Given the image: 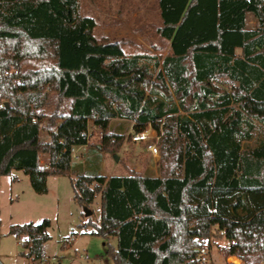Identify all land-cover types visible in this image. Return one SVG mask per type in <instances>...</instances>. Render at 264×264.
I'll return each mask as SVG.
<instances>
[{
	"label": "trees",
	"instance_id": "trees-1",
	"mask_svg": "<svg viewBox=\"0 0 264 264\" xmlns=\"http://www.w3.org/2000/svg\"><path fill=\"white\" fill-rule=\"evenodd\" d=\"M158 10L170 52L151 69L125 57L121 41H97L79 0H0V177L15 182L21 171L41 195L48 177L67 176L83 208L100 194L107 225L88 223L115 241L113 264H198L212 231L226 256L264 264V0H158ZM28 61L40 65L22 68ZM50 94L69 102L67 113H36ZM89 120L98 146L88 143ZM112 120L162 132L158 176L125 169L102 182V153L124 142ZM256 132L258 144L245 148ZM81 146L83 159L72 161ZM48 227L9 234L40 261Z\"/></svg>",
	"mask_w": 264,
	"mask_h": 264
},
{
	"label": "rangeland",
	"instance_id": "rangeland-1",
	"mask_svg": "<svg viewBox=\"0 0 264 264\" xmlns=\"http://www.w3.org/2000/svg\"><path fill=\"white\" fill-rule=\"evenodd\" d=\"M79 14L81 17H90L95 21L93 37L97 41L101 39L121 41L125 57L136 56L151 69L155 62L161 63L170 52L169 43L156 33V29L161 26L158 0H79ZM246 24L248 29L255 28V21L251 15L247 16ZM109 62L106 60L105 64ZM39 65V62L28 61L21 66L30 69ZM68 108V101L60 100L54 94H50L44 106L36 113L47 115L55 112L67 113ZM133 126L134 122L110 121V129L122 133L124 142L118 153H102L100 176L103 183L110 176H127L126 170L141 176L159 175V141L162 132L157 134L154 130L156 134L154 142L157 143L158 154L151 156L144 144L130 141L129 136L135 131ZM45 134L42 132V136ZM87 134L90 146L100 144L102 133L92 126L91 121L88 123ZM261 138L262 135L256 132L254 140L245 143L244 147L248 149L255 147ZM84 152L85 149L80 151V159H83ZM113 156H117V161H114ZM47 162L48 155L41 154L39 164L46 165ZM12 174L16 177L15 182H12L10 177H0L1 264H40L39 260L21 255L25 252L21 246H18L21 240L10 235L9 228L13 225H38L44 220L49 222L47 229L49 240L44 245V258L51 263L113 264L106 256V250L109 246L115 248V241L92 234V224L97 227L107 225L101 219L100 194L96 196L92 205L87 207L91 211V216L86 218L83 207L74 199L71 181L67 176L48 177L47 192L40 195L34 193L28 177L23 172L13 171ZM213 233L212 231L202 245L208 247L215 258L221 256L226 259L229 257L226 256L228 245ZM241 262L244 264L242 260Z\"/></svg>",
	"mask_w": 264,
	"mask_h": 264
},
{
	"label": "built area",
	"instance_id": "built-area-1",
	"mask_svg": "<svg viewBox=\"0 0 264 264\" xmlns=\"http://www.w3.org/2000/svg\"><path fill=\"white\" fill-rule=\"evenodd\" d=\"M10 73H16L15 70L10 71ZM8 73H6L7 75ZM1 107V105H0ZM156 137L155 131L151 128L150 125L138 133H133L131 135V142L132 143H142L145 145V149L147 152L150 153L151 156H157L158 154V147L157 143L154 142V138ZM84 147H72L70 149V156L72 161H78L80 159V151L83 150ZM43 170H48V166L45 164L40 165ZM20 246V242L18 243ZM198 264H242L241 260L237 257H227L222 258L221 256L215 258L208 247L203 246L199 249L198 257H197ZM54 264L51 263L48 259H41L40 264Z\"/></svg>",
	"mask_w": 264,
	"mask_h": 264
},
{
	"label": "water",
	"instance_id": "water-1",
	"mask_svg": "<svg viewBox=\"0 0 264 264\" xmlns=\"http://www.w3.org/2000/svg\"><path fill=\"white\" fill-rule=\"evenodd\" d=\"M113 159H114V161H117V156H113ZM83 213H84V216L86 217V218H88V217H90L91 216V211L90 210H88L87 208H83ZM1 264V263H0Z\"/></svg>",
	"mask_w": 264,
	"mask_h": 264
},
{
	"label": "crops",
	"instance_id": "crops-1",
	"mask_svg": "<svg viewBox=\"0 0 264 264\" xmlns=\"http://www.w3.org/2000/svg\"><path fill=\"white\" fill-rule=\"evenodd\" d=\"M106 60H109L110 62L108 63V64H105V61ZM113 59L112 58H104V64H105V66H107V65H109L110 63H111V61H112ZM89 121H92V120H89ZM254 140V139H253ZM259 141V140H258ZM251 142V141H250ZM250 142H248V143H250ZM257 144H258V142H257ZM254 148V147H253Z\"/></svg>",
	"mask_w": 264,
	"mask_h": 264
}]
</instances>
